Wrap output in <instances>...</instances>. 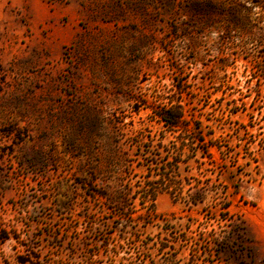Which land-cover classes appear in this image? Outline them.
Here are the masks:
<instances>
[{
    "label": "rangeland",
    "instance_id": "obj_1",
    "mask_svg": "<svg viewBox=\"0 0 264 264\" xmlns=\"http://www.w3.org/2000/svg\"><path fill=\"white\" fill-rule=\"evenodd\" d=\"M0 264H264V0H0Z\"/></svg>",
    "mask_w": 264,
    "mask_h": 264
},
{
    "label": "trees",
    "instance_id": "obj_2",
    "mask_svg": "<svg viewBox=\"0 0 264 264\" xmlns=\"http://www.w3.org/2000/svg\"><path fill=\"white\" fill-rule=\"evenodd\" d=\"M158 117L163 122V124L166 125L172 131L175 129H182L188 126L184 115V109L182 107H170L158 114ZM178 162V160H175V162L169 161L168 163H165L164 166H160V177H158L157 180H161V182L156 180L145 181L144 186L141 187L144 188V190L142 191L143 195L141 197L143 203L150 202L153 206L156 194L159 192V190L163 189V185L166 187L167 190H171L169 193L173 197V199L176 197V191H173V187H177L178 184L176 180V169L178 168ZM131 191L132 189L128 188L125 192V195L131 197ZM99 196L106 197L107 195L106 193H99ZM202 199L203 197H201V199L195 198L192 202H194V204H197ZM152 212H154L153 209Z\"/></svg>",
    "mask_w": 264,
    "mask_h": 264
}]
</instances>
